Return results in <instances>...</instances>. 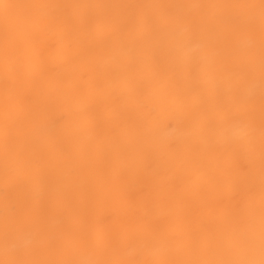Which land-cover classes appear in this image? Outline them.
<instances>
[{
	"label": "snow or ice",
	"instance_id": "snow-or-ice-1",
	"mask_svg": "<svg viewBox=\"0 0 264 264\" xmlns=\"http://www.w3.org/2000/svg\"><path fill=\"white\" fill-rule=\"evenodd\" d=\"M49 36L71 68L55 87L41 79ZM0 90V264H264V0H0ZM93 96L105 111L85 127L49 119ZM161 113L182 139L159 143ZM105 146L120 167L101 190L61 193L81 207L54 224L32 185L55 187ZM98 207L115 222L89 224Z\"/></svg>",
	"mask_w": 264,
	"mask_h": 264
},
{
	"label": "bare ground",
	"instance_id": "bare-ground-1",
	"mask_svg": "<svg viewBox=\"0 0 264 264\" xmlns=\"http://www.w3.org/2000/svg\"><path fill=\"white\" fill-rule=\"evenodd\" d=\"M8 3H231V2H257L258 0H3ZM57 45L54 38L49 36L44 51L53 54L41 77L45 87H55L59 84L62 75L70 71L68 66H62L55 55ZM0 105H2V90H0ZM106 102L103 96H93L87 104L81 105L74 102L72 105L59 104L49 112V119L55 120L62 117L60 123L67 126L70 130L85 127L89 122L96 119L105 111ZM161 127L158 133V141L166 144L170 140H180L186 135L185 127L170 119L167 113L160 115ZM82 139L84 137H81ZM70 147V145L68 146ZM99 158L94 159L93 163L84 169L78 165H72L69 175L61 174V179L55 187L49 186L43 179H37L32 185L30 194L35 200L51 208L53 211L52 222L57 225L70 224L76 218L81 201L79 197L73 198L71 195L61 196V193L69 191V187H77L83 190L85 186L101 190L114 170L118 169L122 158L117 157L113 150L105 146ZM4 164V145L0 141V175L3 172ZM3 185L0 182V221L3 215ZM119 209L116 207H98L89 217V224L98 227L111 225L115 222ZM86 239V238H85Z\"/></svg>",
	"mask_w": 264,
	"mask_h": 264
}]
</instances>
